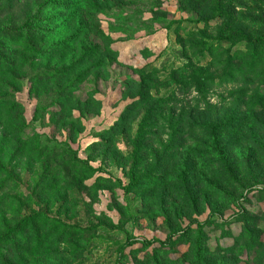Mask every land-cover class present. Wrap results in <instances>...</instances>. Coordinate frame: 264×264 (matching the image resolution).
<instances>
[{
	"label": "trees",
	"instance_id": "obj_1",
	"mask_svg": "<svg viewBox=\"0 0 264 264\" xmlns=\"http://www.w3.org/2000/svg\"><path fill=\"white\" fill-rule=\"evenodd\" d=\"M13 1L0 0V177L8 173L14 161L16 165L23 164V170L27 168L29 173H33L35 163H40L43 190L48 189L54 201L61 197L66 205L76 185L91 180L96 170L87 160L81 166L76 158L65 162L56 159L68 153L75 156L68 144H63L66 151L60 155L47 147L32 149L25 137L26 124L15 94L20 91L22 80L30 76L27 79L32 80L31 91L37 97L51 99L50 108H57L55 121L60 125L73 110L90 112L74 97L75 85L82 80L76 81L82 76L86 79L94 68L89 62H98L102 69L105 60L98 48L87 51L81 46L86 31L84 26L81 32L73 31L75 16L64 20L63 16L48 17L45 9L52 5L47 3L32 8L25 21L16 25L10 20ZM63 11L68 14L72 10L67 7ZM185 12L194 17L190 23L203 27L187 33V42L181 41L188 63L172 71L163 83L172 86V91L166 96H153L151 92H157L160 82L146 88L151 83L145 78L140 79L138 86L131 85L128 98L132 102L100 135L101 141L92 144L88 155L92 162L100 158L104 167L115 163L126 169L132 178L131 187L147 200L154 201L158 193L162 215L169 223L173 215L164 207L168 201L171 200L169 207L176 210L177 217L185 215L186 207L219 209L221 202L237 206L243 193L257 183L250 179L251 173L264 171V95L258 92L264 88V0H188ZM240 44L244 50L235 51L233 47ZM106 53L110 58L109 51ZM205 55L210 59L205 66L191 60ZM85 65L88 67L82 73ZM219 70L217 85L213 77ZM133 86L137 92L131 91ZM219 86L223 87L216 93L219 102L212 104L209 95L215 94L214 88ZM34 141L38 145V140ZM120 143L128 150H120ZM52 166L59 171L55 176L47 175ZM51 177L54 181H49ZM15 178L20 180L18 174ZM59 181H65L61 191ZM112 181L110 175L98 176L90 185L85 184V194L89 191L95 196L109 189L101 188L111 186ZM175 186L180 195L172 200L169 197ZM9 199L2 197L0 202L7 207ZM174 200L181 202L180 208H175ZM0 221L6 229V215ZM30 228V236L19 241V235ZM56 228L44 213H32L19 220L0 236V264H31L29 260L35 256L43 258L41 264H54L56 258H52L56 254L41 248L56 243L50 239ZM65 233L66 230L60 233V240ZM172 233L187 243L193 239L191 246L197 251L190 255L196 264H220L207 258L202 229L193 233L187 227ZM170 239L167 237L164 242ZM67 254L70 253L65 251L59 255H64L65 260Z\"/></svg>",
	"mask_w": 264,
	"mask_h": 264
},
{
	"label": "rangeland",
	"instance_id": "obj_2",
	"mask_svg": "<svg viewBox=\"0 0 264 264\" xmlns=\"http://www.w3.org/2000/svg\"><path fill=\"white\" fill-rule=\"evenodd\" d=\"M47 3L52 5L45 9L48 17L63 16L64 20L75 16L73 31L81 32V26L86 31L81 46L87 51L98 48L105 65L99 69L98 62H89V66H94L93 71L86 79L82 76L76 81L82 80L75 85L74 97L89 107L90 112L73 110L60 125L55 121L57 108H50L51 99L48 96L37 97L31 91L32 80L27 79L30 76L22 80L15 102L22 108L25 137L29 145L32 143V149L47 147L59 155L66 151L63 144H68L75 156L68 153V156H56V159L65 162L76 158L81 166L87 160L96 173L91 180H82L80 185H76L65 205L61 197L54 201L46 191L48 189L43 190L45 184L40 178L43 176L40 163H35L33 173H29L27 168L23 170V164L12 162L8 173L0 177V199L11 198L6 202L7 207L0 202V220L2 215H6L8 220L6 229L0 221V236L8 233L27 215L44 213L57 225L50 236L56 243L41 248H49L56 254L52 258H56L54 264H196L190 255L197 251L191 246L193 239L187 243L172 233L190 227L193 233L203 230V249L209 253L208 259L220 264H264V171L251 173L250 179L257 180V183L243 193L237 206L221 202L219 209L186 207L185 215L177 217L176 210L169 207L171 200L168 201L164 207L173 215L172 223H169L162 215L158 193L157 200L155 198L151 202L131 187L132 178L127 176L126 169L115 163L104 167L100 158L93 159V162L88 160L92 144L101 141L100 135L120 118L132 102L128 98L131 85H137L141 78H145L151 83L146 88L160 82L157 92L152 90L153 96H166L168 91H172V86H163V83L172 71L188 63L181 41L187 42V33L197 32L203 27V24L190 23L194 17L185 12L188 0H14L10 20H14L16 25L21 24L32 8L37 9ZM67 7L72 11L64 14ZM233 48L243 51L245 46L240 44ZM108 51L110 58L107 57ZM191 60L195 64L199 61V66L210 61L207 55ZM86 67L82 66V73ZM142 72L145 75H141ZM220 74V70L216 71L213 77L217 85H220ZM133 87L131 91L137 92V87ZM222 89L221 86L216 87L214 93L219 94ZM258 92L264 95V88H259ZM215 94L209 95L212 104L219 102L218 94ZM34 139L38 140V145ZM118 148L128 150L124 143H120ZM15 159H19L18 156ZM55 168L52 166L47 175L55 176L59 172ZM17 174L20 180H15ZM108 175L113 183L101 189H109L101 190L95 196L89 191L88 195L85 194V184L90 185L96 177L107 178ZM51 178L49 181H54V177ZM117 181L121 184L118 185ZM59 182L61 191L65 181ZM177 189V186L173 191L170 189L169 199L179 198ZM173 204L176 209L181 206L179 200H174ZM35 224L40 227L39 223ZM31 230H24L18 240H26ZM63 230L66 233L60 240ZM41 236L43 238V234ZM167 237L171 239L164 242ZM65 251L70 254L64 260V255L59 254ZM42 259L35 256L29 262L41 264ZM52 259H49L50 263Z\"/></svg>",
	"mask_w": 264,
	"mask_h": 264
}]
</instances>
